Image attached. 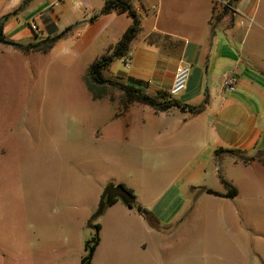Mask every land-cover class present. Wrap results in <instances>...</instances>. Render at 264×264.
<instances>
[{
    "label": "crops",
    "instance_id": "1",
    "mask_svg": "<svg viewBox=\"0 0 264 264\" xmlns=\"http://www.w3.org/2000/svg\"><path fill=\"white\" fill-rule=\"evenodd\" d=\"M23 2L0 0V30L5 38L0 40V116L18 108L14 101L19 80L32 81L23 93L34 94L35 69L42 86L69 89L77 79L88 87L90 65L118 43L132 22L127 13L115 11L92 19L105 0H30L15 12ZM131 2L142 26L127 54L132 63L124 71H112L113 63L125 57L117 58L104 75L124 83L141 80L136 84L151 94L170 93L178 68L189 64L187 88L172 97L193 105L208 102L199 113L179 107L157 111L139 102L117 106L115 116L122 118L120 127L132 137L131 149L140 158L154 160L156 174L163 176L156 179L157 185L145 188L144 195L136 193L134 185H126L134 190L136 202L151 208L161 226L153 227L118 198L99 216L97 250L107 245L106 264H208L215 255L208 234L179 228L189 224L198 230L211 219L201 213L206 203L220 205L214 219L236 221L232 204L242 197L239 181L256 187L250 170L264 168L259 160L264 157V0ZM66 29L48 52L18 46ZM232 71L238 73V84L233 91L225 90L222 80ZM2 127L7 126L0 123ZM251 157L255 159L245 161ZM222 177L237 189L234 197L208 191L228 192ZM259 202L249 200V204ZM187 207H194L192 213L181 217ZM228 249L219 248L216 255L231 261L228 256L234 257L237 249L232 248L233 253Z\"/></svg>",
    "mask_w": 264,
    "mask_h": 264
},
{
    "label": "rangeland",
    "instance_id": "2",
    "mask_svg": "<svg viewBox=\"0 0 264 264\" xmlns=\"http://www.w3.org/2000/svg\"><path fill=\"white\" fill-rule=\"evenodd\" d=\"M125 69L122 59L112 65V71ZM33 82L34 94L25 95L32 81L19 80L18 108L0 116L7 126L0 130V264H81L95 235L90 219L107 185H134L144 195L163 176L156 174L154 160L131 149L132 137L115 116L123 105L119 88L109 85L105 97L95 99L77 79L69 89L42 86L36 69ZM250 172L256 187L239 181L242 197L232 204L236 221L214 219L220 205L206 203L201 213L211 219L198 230L179 228L208 234L215 250L208 264H264V168ZM249 198L260 202L249 204ZM193 209L184 208L181 217ZM106 246L96 250L94 264H106ZM219 248H236L228 256L235 261H223Z\"/></svg>",
    "mask_w": 264,
    "mask_h": 264
},
{
    "label": "trees",
    "instance_id": "3",
    "mask_svg": "<svg viewBox=\"0 0 264 264\" xmlns=\"http://www.w3.org/2000/svg\"><path fill=\"white\" fill-rule=\"evenodd\" d=\"M30 0H24L23 4L15 10L18 11L24 8ZM228 10L226 6L223 10V13ZM117 12V13H127L129 16L132 17V22L122 35L121 39L118 43L111 47L107 52H105L100 57L96 58L93 63L90 65L86 75V83L89 90L92 92L93 97L95 99L104 98L107 94L106 87L114 86L119 88L122 92V104L127 107L131 103L139 102L144 103L152 106L157 111H166L172 107H179L183 111H190L192 113H199L201 112L205 106L207 105L208 100H204L202 103L193 105L183 103L175 98L168 92L158 91L157 94H151L146 92L144 89L139 87L136 83H142L141 80L132 79L133 83H124L119 80H115L112 78H107L104 75V69L107 68L114 60L117 58H122L127 56L131 43L133 39L138 35L141 31V21L138 15L136 8L134 7L131 0H105V3L100 10L99 13L94 15L92 19H95L100 14L108 13V12ZM69 29L64 30L63 32L56 34V35H49L46 38H43L37 42L30 43L28 45H18L20 48L24 50H41L43 52H48L56 43V41L61 38L64 34L68 32ZM0 40H5L2 31L0 30ZM217 152H221L218 150ZM255 157L246 158L245 161L254 160ZM259 160L264 161V157L260 158ZM222 181L224 185L229 189L228 192L222 193L218 191H214L209 189L210 193H215L222 196L227 197H234L237 194V189L231 185L226 179L222 177ZM124 185V184H123ZM126 187V185H124ZM127 188V187H126ZM130 192L133 193V190L127 188ZM134 194V193H133ZM118 198H114L108 206H111ZM132 208H136L139 213L144 215L149 223L155 227L160 228V221L154 215V213L137 204L135 201L134 203L128 204ZM97 218L93 219L92 222L95 224V235L92 239L88 240L86 243V254L81 259V264H93V259L95 252L97 250L98 245L100 244V230L101 224L95 223Z\"/></svg>",
    "mask_w": 264,
    "mask_h": 264
},
{
    "label": "built area",
    "instance_id": "4",
    "mask_svg": "<svg viewBox=\"0 0 264 264\" xmlns=\"http://www.w3.org/2000/svg\"><path fill=\"white\" fill-rule=\"evenodd\" d=\"M31 26L35 32L39 31V27L37 24H33ZM124 62H125V65L129 67L132 63V58L130 56H125ZM191 70H192V67L189 64H182L178 68L175 79H174V83L170 90V94L172 96L179 94L180 92H182L183 90L187 88L188 81L191 75ZM238 81H239L238 73L236 71L229 72L225 74L222 80V87L225 90L233 91L236 89Z\"/></svg>",
    "mask_w": 264,
    "mask_h": 264
},
{
    "label": "water",
    "instance_id": "5",
    "mask_svg": "<svg viewBox=\"0 0 264 264\" xmlns=\"http://www.w3.org/2000/svg\"><path fill=\"white\" fill-rule=\"evenodd\" d=\"M114 198H121L126 204H131L136 201L135 195L130 192L123 184L107 185L100 198L99 207L90 219V224L93 227H95V224L92 222V220L102 215L108 204Z\"/></svg>",
    "mask_w": 264,
    "mask_h": 264
}]
</instances>
